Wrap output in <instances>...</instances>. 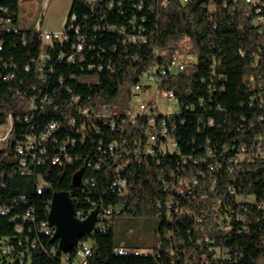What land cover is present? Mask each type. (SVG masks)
I'll return each instance as SVG.
<instances>
[{"label": "trees", "instance_id": "16d2710c", "mask_svg": "<svg viewBox=\"0 0 264 264\" xmlns=\"http://www.w3.org/2000/svg\"><path fill=\"white\" fill-rule=\"evenodd\" d=\"M18 2L0 0V126L13 116L0 152V264H62L57 242L39 231L60 192L79 213L113 210L109 227L85 238L87 264H264V24L252 23L264 0H73L67 40L48 46L33 28L18 29ZM141 34L144 43L127 40ZM185 39L192 69L164 79L178 101L165 120L176 148L159 137L154 156H138L147 117L132 124L121 110L160 54ZM79 42L80 59L66 63ZM42 52L54 70L46 78L31 63ZM31 97L43 108L25 121ZM104 109L114 117H98ZM51 123L40 164L25 155L24 169L16 147ZM137 220H153L151 243ZM120 246L149 255L121 257Z\"/></svg>", "mask_w": 264, "mask_h": 264}, {"label": "built area", "instance_id": "2783aa9c", "mask_svg": "<svg viewBox=\"0 0 264 264\" xmlns=\"http://www.w3.org/2000/svg\"><path fill=\"white\" fill-rule=\"evenodd\" d=\"M244 1L246 4L255 7L257 3L260 4L261 0H244ZM167 2L168 0H163L162 4H167ZM182 2L185 4L188 3L189 0H182ZM87 3L89 5H93L95 3V0H87ZM208 9L214 10V6L212 4H209ZM0 11L4 12L5 10L2 7H0ZM40 15L41 12L39 13V7L36 0H19L17 18L20 26L18 29L19 30L28 29V28H23L21 24L24 23V21L30 17L35 20L33 26L30 28H33L35 32L39 33V38L43 46L52 45L53 43L61 44L65 42L67 40L68 30L72 28L71 23L70 25L67 24L68 17L70 16L69 13L65 19L62 32L58 34L48 33L46 31L41 30L42 20ZM256 15H257L256 18L252 23L257 27L262 26L264 24V16H262L261 14V8L256 9ZM1 19L2 18H0V20ZM74 20L75 18L71 17L70 21L73 22ZM5 21L9 22L8 20ZM127 40L133 43L136 42L144 43L145 37L142 34L139 36L130 35L127 37ZM73 52L74 54H71L64 58L66 63L74 64L80 59L79 55L82 52V45L80 42L74 46ZM160 55H162L161 56L162 58L158 59V61H156L146 72H144L141 81L132 88L129 94L127 103L128 102H130V104L138 103L139 105L137 112L131 111L128 105H126L125 109L121 110L125 113L127 119L132 124L135 123L136 119L142 115H146L147 117V123L143 127V134L147 136V140L142 147L139 145L138 148L135 150V154L138 156L141 154H143V156H154V148L157 145H160L159 137H163L168 140L166 147L167 150L174 151L176 148V144L173 141H171V139L169 138V130L166 127L165 120H168L171 114L176 113V110L178 109V101L176 94L171 89H165L164 79L166 77L167 78L171 77L172 74L182 73L192 69L189 68V60H194V57L191 53L190 41L188 39H185L184 42H182V44H180L172 52H164L161 53ZM31 63L33 64L34 72L41 78L43 76L46 78L47 72H49V74H52L54 71L50 64L51 58L48 55H46L44 52H42L37 59L32 60ZM10 67L12 68L11 65ZM29 70H30V66H26L24 68L25 72H28ZM13 79H14V74H9L3 80L4 82H9L12 81ZM150 88H153L155 90L154 98L149 99L147 101H141L140 97L146 92V90H149ZM159 96H162L167 103L173 104L174 110L169 113H162V112L159 113V107H158ZM43 103H44V99L41 100L39 104H37V102L34 101V97H31L28 101V106H27L29 112L27 111V113L23 115V119L25 121H28L35 114V112L43 108L42 106ZM112 111L113 109H108V110L104 109L101 112H98L97 116L103 118L104 117L113 118L114 114L112 113ZM21 118L22 117L18 115L17 120H20ZM12 127H13V116L11 114H7L6 123L0 126V152L5 151L10 143L9 140H10V134L12 132ZM55 128H56V124L51 123L42 132L27 137L24 146L18 145L16 147V153L18 157H20V164L24 169H26L27 167L26 159L24 158L25 155L32 156V163L36 165L40 164V161L38 160L36 154L37 152H40L41 154L44 152L42 145L44 142H46L49 139ZM166 148L161 147V150L165 152ZM56 163H59L58 158H54L51 162V164L53 165H55ZM113 186L121 189L124 188L125 182L123 180L118 179L113 183ZM73 205H74V200H73ZM259 208L260 210L264 211V205L259 206ZM74 210L75 213H79L78 211H76L75 205H74ZM95 210L97 211L95 217V224L93 227V231L89 236L99 231L106 230V228L109 227V223L112 219L113 210L100 209V207L91 209L90 211L83 214L79 213V215L85 216V219H87V217ZM17 230L21 231L22 227H17ZM39 231L47 234L53 240L54 229L45 228V222H41L39 224ZM89 236L79 240L72 249V251L69 252L68 254L59 253L57 247L58 253L65 256L62 259V264L88 263V260L92 255V248H91V243L85 238H89ZM10 251L11 250L9 248H6L4 253H8ZM72 253H73V259L71 260L70 255ZM119 254H132V255H138V257H145L149 255V253H141V250L127 249L123 246H120L119 248L116 249V255ZM214 258H220L219 254L218 253L215 254Z\"/></svg>", "mask_w": 264, "mask_h": 264}, {"label": "water", "instance_id": "95a60500", "mask_svg": "<svg viewBox=\"0 0 264 264\" xmlns=\"http://www.w3.org/2000/svg\"><path fill=\"white\" fill-rule=\"evenodd\" d=\"M96 214L95 210L87 219L79 221L69 194L60 192L53 195L47 222L54 229L53 242L58 243L59 253L68 254L79 240L91 234Z\"/></svg>", "mask_w": 264, "mask_h": 264}, {"label": "rangeland", "instance_id": "374dc122", "mask_svg": "<svg viewBox=\"0 0 264 264\" xmlns=\"http://www.w3.org/2000/svg\"><path fill=\"white\" fill-rule=\"evenodd\" d=\"M39 7V13L41 12V30L46 31L48 33H60L63 30V25L65 19L70 11V7L73 0H36ZM42 10V11H41ZM38 20V19H36ZM33 18H27L24 23L21 24L23 28H30L34 24ZM155 90L150 88L146 90V92L140 97L141 101H147L149 99L154 98ZM129 109L133 112H137L138 103L130 104V102L126 103ZM158 107L159 113H169L174 110L173 104H169L165 101L162 96L158 98ZM125 109V108H124ZM148 225H145L144 222L137 220L135 222L136 230L138 231L137 235H139V239L144 241L146 240L148 243H151L150 233L154 228L153 220H150ZM148 226V228H147ZM143 229V230H142ZM132 233L131 230L128 231L130 235ZM149 238V239H148ZM7 263H10L9 260H6Z\"/></svg>", "mask_w": 264, "mask_h": 264}, {"label": "bare ground", "instance_id": "6f19581e", "mask_svg": "<svg viewBox=\"0 0 264 264\" xmlns=\"http://www.w3.org/2000/svg\"><path fill=\"white\" fill-rule=\"evenodd\" d=\"M189 64H190V60H189ZM49 209H50V206H49ZM48 214H49V212H48ZM75 215H76V218L79 220V221H83V220H85V216H80V215H77V213H75ZM45 228H50L49 226H48V222H47V224H45ZM141 253H144V251H141ZM118 256H121V257H137L138 255H132V254H119Z\"/></svg>", "mask_w": 264, "mask_h": 264}]
</instances>
